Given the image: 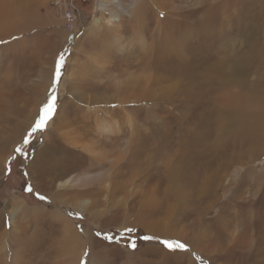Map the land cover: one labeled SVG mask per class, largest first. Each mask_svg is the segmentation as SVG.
Listing matches in <instances>:
<instances>
[{
    "label": "rangeland",
    "instance_id": "obj_1",
    "mask_svg": "<svg viewBox=\"0 0 264 264\" xmlns=\"http://www.w3.org/2000/svg\"><path fill=\"white\" fill-rule=\"evenodd\" d=\"M68 1H72L70 4L77 8L79 14L72 31L67 28L61 11L55 9L52 0H2L9 7L0 16V41H3L0 43V93H5V96L0 94V213L4 212L3 220L20 211L11 204L15 200L32 206L47 205L51 211L57 207L65 209L78 229L72 237L66 238L63 234L59 248L54 246L53 250L51 246L38 253L36 260L41 259L43 264L58 263L71 244L81 248L80 256L70 255L78 264H264V136L252 143L248 127L250 123L264 119V0H226L223 6L218 0H202L206 2L203 4L201 0H176L173 4L180 6L185 14L193 11L191 23L207 20L210 33L207 36L211 39L206 48L212 56L210 63L215 67L207 80L204 81L205 71L199 77L203 84L192 86L187 79L175 77L179 87L173 88H166L168 80L161 83L156 80L152 88L145 86L143 78L153 72L145 61L146 51L152 46L150 37L141 39L140 35L124 33L118 38L115 29L122 25V19L125 26L132 24L129 22L130 11L121 12L119 8L109 6L107 12L100 16L108 19L117 14L112 19L115 25L110 29L108 25L100 24L91 30V15L97 0ZM68 4L66 2V6ZM172 5L166 4V10H171ZM200 9L210 11L202 13ZM161 15L164 17L165 13ZM79 29L78 34L76 31ZM168 41L164 39V42ZM159 43L162 48L165 46ZM188 46H196L193 39L189 40ZM246 46L247 50L253 51V54L249 51L252 58L247 61L240 53L241 47ZM60 52H64L66 64L59 84V108L54 121L63 123L62 132L88 130V137L98 142V146L94 145L98 148L95 152L85 147L87 140L81 139H78L79 147H74L73 153L61 149L58 153L56 151L57 154L54 152L65 158L64 162L57 163L59 170L67 169L73 177L92 176L72 187L67 195L54 194V190H40L30 170L36 152L48 138H57V143H60L65 141L64 137H60L61 133L57 136V131L56 136L37 131L28 137L38 110L50 94L54 64ZM236 52L239 58L234 57ZM151 55L155 63H160V56L165 54L157 48ZM240 74H243V82L250 81L253 87L250 86L257 89L260 101L244 107L221 106L218 90ZM126 81H129L127 86ZM241 81L230 87L240 88ZM252 94L256 96V93ZM2 97H8L10 102ZM208 101L217 107L216 111L220 105L222 111L227 108L238 111L234 118H243L235 122L231 121L234 118L226 121L234 125L230 132L223 130L219 121H213L209 126L204 114ZM244 108L260 115L252 113L247 116ZM96 110L99 113L92 114ZM107 121H111V130L102 127ZM242 127H245L246 135H236ZM208 128L210 137L203 151L205 166L211 167L210 177L216 175V178L210 182H197L191 180L196 177L194 170L200 172L204 167L197 164L194 168H183L179 183L184 188L181 189V197H170L165 174L171 169L173 158L179 165V157L159 154L158 142L171 153L178 148L173 140L199 138L200 131ZM74 135L77 134L71 136ZM26 137L30 142L22 144ZM138 138L146 141L140 146ZM242 138L245 140L239 142ZM226 139H229V145L217 144ZM21 147L26 155L15 151ZM200 175L202 180L203 174ZM42 178L48 180L45 175ZM29 183L33 188L31 192L27 191ZM111 183L114 188L108 192L107 187ZM256 186L260 188L257 195ZM148 187H158L157 195L162 202L158 209L151 208L149 219L158 215L161 225L167 220V214L162 211L174 210L171 216L174 220L170 223L173 227L168 229L169 232L165 227L157 229L143 225V220H132V215L138 214L145 201L141 192ZM242 192L247 198L260 200L239 204L238 196L234 195H243ZM37 193L47 199H39ZM89 198L97 200L96 206L84 214H77L73 207ZM131 206L134 208L129 214ZM8 212L10 217H7ZM26 219L35 221L34 218ZM39 219L44 221L47 236L53 232L64 233L63 226L58 227V221H52L50 216ZM68 226L71 228L70 224ZM241 232L246 239L243 243L240 242ZM8 235L9 227L4 235H0V264H14L20 260L23 250L22 242L6 243ZM105 235L113 239L106 240ZM145 236L154 239L146 240ZM165 239L179 240L188 247L186 250H169L162 244ZM133 240L137 245L135 249L130 247ZM46 242L44 238V245ZM99 242L102 243L98 250H104L105 254L98 261L94 251ZM110 248L111 254L107 251ZM29 253L28 248L24 250V255Z\"/></svg>",
    "mask_w": 264,
    "mask_h": 264
},
{
    "label": "bare ground",
    "instance_id": "obj_2",
    "mask_svg": "<svg viewBox=\"0 0 264 264\" xmlns=\"http://www.w3.org/2000/svg\"><path fill=\"white\" fill-rule=\"evenodd\" d=\"M171 1H172V3H169V0H167V1L166 0H97V4L95 6L94 13L91 15V21H90L91 24H90L89 29L95 30V29H97V27L100 24H102V25L105 24L106 26L108 25L107 27L111 29V25L112 26L115 25V21H113L112 19L117 14H115L112 18H108V19L104 18L103 16H100L101 14H104L107 12V8L109 6H112L113 8H119L121 10V12L130 11L129 13H131L132 15H131L129 22H132V24L125 26L126 24H123V19H122V25L120 27L118 26V28L115 29L116 31H118L117 32L118 38L120 39L121 34L123 35L124 33L131 34L134 36L136 34L140 35L141 39H144V38L147 39V37L151 38L152 46H151L149 51H146L145 61L148 63L150 70H152L153 72L148 74L147 77L143 78L144 80H146L145 81L146 88H152L153 85L155 86L157 83L156 80H159L160 81L159 83H161L163 80H168L169 83L166 84L167 85L166 88L179 87V85L177 84L178 82L175 81V77H178V78L183 77V78L187 79L188 81H190L192 86L195 84L201 85V83L203 84V82L205 80H207L206 78H207L208 74L215 67V65H211V63H210V60L212 61V56H210V54H209V49L206 48L207 47L206 44L210 38L207 36V34L210 35L209 31H207V25H206V23H208L207 20H205V22L203 20H201L200 22H197V23H191V21H190L191 15L190 14L193 13V11L191 10L185 14V12H183V10L180 8V6H178L177 4H173V3H175L176 0H171ZM201 2H202V4L206 3L205 1L203 2L202 0H201ZM218 2H219L220 6H223L227 3L226 0H218ZM166 4L169 6L173 4L171 7L172 9L166 10L167 9V8H165ZM60 7H66V2L61 4L58 7H55V9H57L60 12V9H61ZM7 8H9V7L5 3H2V0H0V16L3 13L2 11L6 10ZM206 10L210 11V9H206ZM206 10L200 9V11H202V13H205ZM161 13H165L164 17H162ZM197 13H199V12H197ZM170 16H172V17H170ZM175 16H177V17H175ZM15 22H14V24H15ZM12 23H13V21H12ZM15 26H16V24H15ZM7 27H8V25L5 27V29ZM14 29H16V28L14 27ZM8 30H7V32H8ZM5 32H6V30H5ZM79 32H80V29H79V31H76V33H78V34H79ZM149 32H150V35H149ZM144 34H146V35H144ZM164 39H168L169 41L164 42ZM190 39L194 40V42L196 44L195 47L190 48L188 46V42ZM159 42L164 43L165 46L162 48ZM157 48L159 49V51H161L165 54L164 56H160V60H161L160 63H155L153 61V58L151 55V52L155 51ZM241 48H243V49L240 51V53L243 55V57L246 59V61L249 58H252L251 54H249V51L251 52V50H247V46L241 47ZM225 55H227V53ZM238 55H239L238 53L237 54L234 53V57L239 58ZM214 57L216 59H220L219 56H214ZM191 59H194V60H191ZM130 65H131V63H130ZM204 71H205L204 74L206 76H205L204 81L201 82V81H199V77H201L203 75ZM242 78H243V74H240L238 76H234L233 81H230L228 84H225V86H223L222 88H220L218 90V95L221 98V106L223 104H225V106H227V107L236 106V105H240L241 107H244L248 104H252V103H255L256 101H260L257 97L258 96L257 95V89L252 88L253 84L250 83V81H248L249 84L245 80H244L245 82H243ZM244 79H245V77H244ZM134 80H136V77L134 78ZM240 81H241L240 88L230 87L232 85L238 84ZM127 82H129V81L125 82L126 86H127V84H126ZM138 86H141V85H138ZM131 87H132V85H131ZM251 91L256 93V96L253 95ZM0 94L5 96L4 95L5 93L4 94L0 93ZM92 94H94V93L92 92ZM3 99H6V97ZM7 99H9V98L7 97ZM7 102H8V100H7ZM213 102H214V100H213ZM221 106L219 105V110L216 111L217 107L216 108L214 107V105L212 104V101H208L207 102V110L204 112V114L206 115V119H207L209 126L213 121L214 122L219 121L220 123L222 122L221 128L223 127L222 128L223 130L230 132L234 128V125L230 122L231 121L235 122L236 120H239L243 117L234 118L238 111H235L234 109H229V108L224 109L222 111ZM0 107L2 108V106H0ZM240 108H238V109H240ZM244 112H245V114H247V116H249L252 113H254L256 115H260L256 111H251V110H248L245 108H244ZM98 113H99L98 110L92 111V114H98ZM96 116L98 117V115H96ZM231 118L232 119L234 118V119L231 120L230 122L226 123V121L231 119ZM209 119H211L212 121H209ZM85 124H87V122ZM250 124L251 125L248 126V127H250L249 133L253 139L250 137L249 140H252V143H253V142L257 141V140H255L256 138L263 139V136H264V119L263 120H257L253 123H250ZM102 127L104 130H108V129L111 130V121L105 122L102 125ZM62 128H63V123L62 122H56V121H54V118H53V120L49 122L48 127L43 132L39 131L45 135H46V133L47 134L51 133L52 135L54 133L55 136H56V131H57L58 132L57 136L60 135V133H61L60 137H64L66 143H65V141L57 143L59 141V139L52 137L49 140V138H48V140L45 141L43 147L40 148L36 152V154L33 158V162L31 163V166H30L31 174L32 175L34 174V177L36 178V181H37L35 183L39 187V189L40 190H47V191L54 190L53 193L58 194V195L66 194L67 192L70 191V189L72 187H74L75 185H78L79 183H83L86 179H88L92 176L86 174L85 176L80 175V176H74L73 177L70 175L71 173L67 169L63 168V169L59 170L58 169L59 166L57 163L64 162L65 158L62 159V157H60L59 155H56V154L61 150H63L66 153H70V152L73 153L75 151L74 147H79L77 145L79 142L78 139L87 140V142H85L86 143L85 147L92 148L90 151L95 152V149H98L94 146L95 144L98 146V142H96L95 140L93 141V139H95V138H93L91 136L88 137L89 136L88 130H86L85 132H83V131L81 132V130L75 129V130H67V131L62 132L63 131ZM89 128H87V129H89ZM244 128L245 127L240 128L236 132V135L237 134L246 135L243 131ZM208 130H209V128L206 130H201L200 133L198 134V135H200L199 138L195 137L191 140L189 138L183 137L184 139H179L178 142L173 140L172 143L174 145H178V148L173 149V151L171 153L168 151H165V149L162 145L159 146L160 143L158 142L157 145L159 148V150H158L159 154L162 153V155H164V156L168 155L171 157H176V156L179 157V165H177L176 159L173 158V160L170 163V167H169L171 169H168L166 174H165L166 178H167L166 190L168 191L170 197H175V198L181 197V189L184 190V188L179 183H180V178L183 176V174H182L183 168H186V167L194 168V166L197 164L202 165L204 168L202 170H200V172L194 170L193 174L196 177L193 176V178H191V180L193 179V180H196L197 182L198 181L210 182L211 180H214L216 178V175L213 177H210L212 174L211 167L205 166L206 165V163H205L206 156H205V153L203 151L207 147V145H208L207 141L209 140V137H210V133ZM72 134H77V135L71 136ZM245 138L239 139V142L242 140H245ZM54 139H56V140H54ZM154 139H156V138H154ZM101 141H102V139H101ZM144 141H146V140L145 139H139V138L137 139V142L140 144V146L144 143ZM155 143H157V141ZM229 143H230L229 139L217 142V144L220 146L221 145L224 146L226 144L229 145ZM72 144H74V146ZM83 145H84V143H83ZM105 145H110V144H105ZM146 146H147V143H146L145 147ZM101 148H102V146H101ZM56 151H57V153H56ZM88 151H87V153H88ZM176 152L178 154H172V153H176ZM200 153H201V155H198ZM66 157H67V155H66ZM132 157H134V156H132ZM80 159H81V157H80ZM56 165L58 167H56ZM128 166L130 167V165H128ZM108 173H111V172H108ZM213 173H215V172H213ZM200 174H203L202 180L200 179V176H201ZM42 175H45L46 177H48V180L46 181L44 178H42ZM142 177H143V175H142ZM187 185H189V187L191 186V184H187ZM147 186H148V184L145 185V187H147ZM259 186H256L257 187V190L255 192L256 195L260 191ZM113 188H114V184L112 185V183H111V185H109V187H107V191L109 192ZM126 190H128V189H126ZM237 190H236V193L238 192ZM88 191H92V190H88ZM135 191H137V190H135ZM157 191H158V187H156L154 189L148 187L144 191L142 190L141 194H143L145 201H144L143 205L139 207L138 214H136V216L132 215V220L133 221L143 220V221H145L144 223L141 221V223L143 225L155 226L157 229L160 227L161 228L165 227L167 232H169L168 229L172 230V227H173L172 224H170V223L173 222V220H174L171 218V216L174 214V210L172 208L169 212L168 211L163 212L161 209L162 213L167 214V220L164 223L162 222L163 224H161V225H159V221H158L159 216L158 215L155 218H153V216L151 219L148 218L150 216L149 214L152 215L151 208L158 209L160 207V205L162 204V202H160V199L157 195ZM131 193H132V191H131ZM236 193H235L234 197L238 196V199H239L238 203L242 204V205H244V203H249L251 200H260L259 198H255V197L247 198L243 192H242L243 195H240V194L237 195ZM50 194H52V193H50ZM60 201H63V200H60ZM96 201L97 200H93V198H89L87 200L84 199V200H82V202L78 206H74L73 209L78 212L77 214H80V213L84 214V211H87L90 208H93L94 206H96V204H95ZM11 204L16 205L18 207V210H20V211L18 213H16L14 216H12L10 219H7L6 221L3 220L4 212L1 211V213H0V235H4L7 232V227H9V235L7 237L6 243H11L13 245L14 242L19 241V242H22L24 244V246L22 248L23 252L21 251L20 260H16L14 264H41L42 263L40 261L41 259L38 260V258H37V260H36V256H38V253L42 252V250H44V249L47 251L48 247H51V246H53V248H52L53 250H54V246H58V248H59V244L62 243L61 236L63 234H66V238L68 236L72 237L73 235L76 234L75 231H77L78 227L73 222L72 217L70 218L66 214L64 208H58L57 207V209L51 211V210H49L47 205L43 206V207L32 206L29 204L20 203V200H15ZM74 204L75 203H73L72 205H74ZM133 208H134V206L129 207V214L131 213ZM168 213H170V215H168ZM49 214H51V215H49ZM10 215H11L10 212H8L7 217H10ZM45 215L50 216L52 218V221H53V219L57 220L58 221L57 226L58 227L63 226L62 230L64 233L53 232V234L47 236L46 233H48V232H46L44 229L45 228L44 221L39 219L41 216H45ZM56 216H58V217H56ZM26 218H34L35 221L31 222L30 221L31 219H26ZM36 219H38V220H36ZM69 224L71 225L72 229L68 226ZM182 226H184V225L182 224ZM183 230H186V229L183 228ZM178 231H181V230H178ZM242 233L243 232H241L239 234L240 237L242 236ZM40 236L43 238H40ZM173 236L178 237V235H173ZM44 238L47 240L45 245H44ZM63 238H65V236H63ZM240 239H241L240 240L241 243H243L246 240L244 233H243V237H241ZM237 240H239V239H237ZM237 242L238 241H236V243ZM100 243H102V242H99L97 244V246H96L97 250L94 251V256L97 257L98 261L102 257V255L105 254L104 250H98ZM216 243L219 244L217 240H216ZM236 245H239V244H236ZM5 247L8 248L6 245H5ZM27 248H28L30 253L27 255H24V250H26ZM63 248H65V247H63ZM75 248H76V250H75ZM107 251H109L111 254V248L108 249ZM80 253H81V248L79 246L71 244L69 246V248H67L62 253V258L56 264H78L79 262L72 260V257H70V255L77 254L78 256H80ZM253 256L255 257L254 254H253ZM110 257L111 256H109V258ZM42 261H44V258ZM98 261H95V263ZM44 264H45V262H44Z\"/></svg>",
    "mask_w": 264,
    "mask_h": 264
},
{
    "label": "snow or ice",
    "instance_id": "obj_3",
    "mask_svg": "<svg viewBox=\"0 0 264 264\" xmlns=\"http://www.w3.org/2000/svg\"><path fill=\"white\" fill-rule=\"evenodd\" d=\"M0 43H3V41H0ZM66 64V57L64 52H60L58 55V58L55 61L54 64V73L52 77V83L50 88V94H48L46 101L43 103L42 108L38 110L37 117L35 118L34 125L31 127V131L28 133V137H31L32 134L36 133L37 131L43 132L49 125V122L53 120L54 116L58 112L59 108V84L62 79L63 74V68ZM30 140L26 137L23 139L22 144H28ZM16 152H21L23 155H26L27 153H23L22 147L16 148ZM10 170V169H9ZM27 191L31 192L33 191V188L31 184L29 183L27 185ZM39 199L45 200L47 199L45 196L39 195L37 193ZM126 231H133V229H126ZM97 235L99 236L100 233L98 232ZM104 238L106 240H112L113 237L110 235H105ZM144 239H154V237L145 236ZM162 244L166 246L169 250H186L188 245L184 242H181L179 240H172V239H165L162 241ZM136 242L133 240L130 242V247L135 249L136 248Z\"/></svg>",
    "mask_w": 264,
    "mask_h": 264
},
{
    "label": "built area",
    "instance_id": "obj_4",
    "mask_svg": "<svg viewBox=\"0 0 264 264\" xmlns=\"http://www.w3.org/2000/svg\"><path fill=\"white\" fill-rule=\"evenodd\" d=\"M69 3L66 7H60V11L62 13L63 19L66 23V26L69 30H73L72 27L75 23H77V17H79V14L77 12V8L70 4L72 1L68 0H52V4L55 7L60 6L63 3ZM74 2V1H73ZM69 7V8H67Z\"/></svg>",
    "mask_w": 264,
    "mask_h": 264
}]
</instances>
